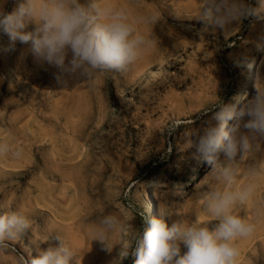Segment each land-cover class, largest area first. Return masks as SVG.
Masks as SVG:
<instances>
[{"label": "rangeland", "instance_id": "obj_1", "mask_svg": "<svg viewBox=\"0 0 264 264\" xmlns=\"http://www.w3.org/2000/svg\"><path fill=\"white\" fill-rule=\"evenodd\" d=\"M103 4L126 12L132 23L160 16L157 24L137 25L156 43L123 70L62 85L56 69L25 46L4 51L8 37L0 34V213L20 211L32 222L0 252V264L56 246L58 236L78 264H133L119 251H131L146 217L204 223V194L249 184L256 185L254 195L233 211L256 231L237 241L239 259L264 264V171L251 173L264 167V154L232 162L236 175L225 182L185 141L218 104L242 106L264 83L263 37L247 22L225 34L204 28L197 20L202 0ZM13 6L9 0L7 9ZM240 58L251 67H238ZM107 214L120 219L111 253L92 241Z\"/></svg>", "mask_w": 264, "mask_h": 264}, {"label": "clouds", "instance_id": "obj_2", "mask_svg": "<svg viewBox=\"0 0 264 264\" xmlns=\"http://www.w3.org/2000/svg\"><path fill=\"white\" fill-rule=\"evenodd\" d=\"M8 3L0 0V34L8 37L3 50L25 46L37 61L56 69L62 85L126 69L156 43L154 36L146 37L137 25L157 24L159 14L141 16L132 23L126 12L105 6L103 0H14L11 10ZM197 20L204 28L223 34L247 22L258 38L264 37V0H202ZM236 63L251 67L245 58ZM185 141L211 171H219L225 182H231L236 175L232 162L264 154V83L255 86L242 106L218 104L198 130L185 134ZM261 171L264 167L251 169L253 175ZM255 190L256 185L249 184L239 191L207 192L200 206L208 217L204 223L197 219L191 224L183 220L169 224L163 218L146 217V227L132 237L131 251H119V255L132 258L133 264H240L237 241L251 237L256 225L233 210L246 204ZM31 226L23 212L0 213V252ZM119 227L117 216L104 215L92 231V241L111 253L110 236ZM55 239L56 246L40 249L30 258L18 257L17 264H78L75 250L59 236Z\"/></svg>", "mask_w": 264, "mask_h": 264}, {"label": "bare ground", "instance_id": "obj_3", "mask_svg": "<svg viewBox=\"0 0 264 264\" xmlns=\"http://www.w3.org/2000/svg\"><path fill=\"white\" fill-rule=\"evenodd\" d=\"M261 40H262V41H261V44H262V43L264 44V37H263V39H261ZM261 44H260V45H261ZM257 72H258V71H257ZM37 212H38V211H37Z\"/></svg>", "mask_w": 264, "mask_h": 264}]
</instances>
